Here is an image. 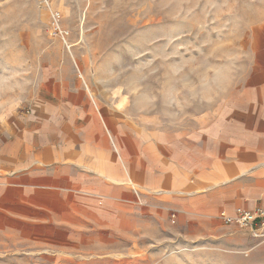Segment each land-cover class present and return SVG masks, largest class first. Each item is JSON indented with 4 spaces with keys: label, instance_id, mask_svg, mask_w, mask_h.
Here are the masks:
<instances>
[{
    "label": "crops",
    "instance_id": "obj_1",
    "mask_svg": "<svg viewBox=\"0 0 264 264\" xmlns=\"http://www.w3.org/2000/svg\"><path fill=\"white\" fill-rule=\"evenodd\" d=\"M91 100L0 112V264H182L187 242L254 238L221 214L264 208V48L192 125Z\"/></svg>",
    "mask_w": 264,
    "mask_h": 264
},
{
    "label": "rangeland",
    "instance_id": "obj_2",
    "mask_svg": "<svg viewBox=\"0 0 264 264\" xmlns=\"http://www.w3.org/2000/svg\"><path fill=\"white\" fill-rule=\"evenodd\" d=\"M51 4L66 40L40 0H0V112L43 99L67 104L85 92L128 118L192 125L250 74L264 48V0ZM231 235L237 240L182 244V264H264V237Z\"/></svg>",
    "mask_w": 264,
    "mask_h": 264
},
{
    "label": "built area",
    "instance_id": "obj_3",
    "mask_svg": "<svg viewBox=\"0 0 264 264\" xmlns=\"http://www.w3.org/2000/svg\"><path fill=\"white\" fill-rule=\"evenodd\" d=\"M51 1L52 0H40L41 4L50 12L54 32H59L65 39L64 32L60 25V12L53 9ZM221 216L226 224L249 229L251 235L256 239L264 237V208L262 206H257L254 209L239 208L235 215L222 212Z\"/></svg>",
    "mask_w": 264,
    "mask_h": 264
},
{
    "label": "bare ground",
    "instance_id": "obj_4",
    "mask_svg": "<svg viewBox=\"0 0 264 264\" xmlns=\"http://www.w3.org/2000/svg\"><path fill=\"white\" fill-rule=\"evenodd\" d=\"M65 40H66V39H65ZM66 42H67V41H66ZM67 46L70 47V45L68 44V42H67Z\"/></svg>",
    "mask_w": 264,
    "mask_h": 264
}]
</instances>
